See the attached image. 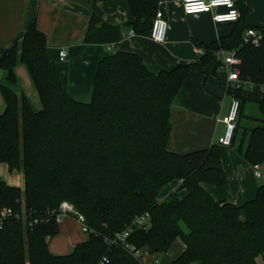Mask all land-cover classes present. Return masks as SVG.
Instances as JSON below:
<instances>
[{
    "label": "trees",
    "instance_id": "1",
    "mask_svg": "<svg viewBox=\"0 0 264 264\" xmlns=\"http://www.w3.org/2000/svg\"><path fill=\"white\" fill-rule=\"evenodd\" d=\"M234 1V27L209 42L193 40L202 50L193 61L153 72L132 51L102 57L88 102L63 88L45 34L31 19L0 56V162L24 173L23 188L0 177V264H100L103 258L102 264H140L117 237L128 226L124 240L139 250L164 253L180 238L185 247L172 264H264V177L250 200H216L203 183L227 181L218 143L182 153L166 147L174 96L188 72L203 71L218 50L234 49L240 79L264 85V25L247 23L249 7ZM128 3L134 17L128 25L145 34L158 0ZM248 27L262 32L259 45L243 42ZM121 38L119 25L90 15L85 42ZM18 63L35 88L37 109L19 87ZM243 88L226 87L239 101L230 145L249 164L264 165V90L254 102L256 115L242 109ZM173 181L178 184L171 189ZM164 190L168 199L160 197ZM61 201L83 215L88 231L68 253L54 254L48 239L58 223L48 212ZM144 213L147 226L132 224Z\"/></svg>",
    "mask_w": 264,
    "mask_h": 264
},
{
    "label": "crops",
    "instance_id": "2",
    "mask_svg": "<svg viewBox=\"0 0 264 264\" xmlns=\"http://www.w3.org/2000/svg\"><path fill=\"white\" fill-rule=\"evenodd\" d=\"M249 7L245 21L252 25H264V0H240ZM157 9L168 22L163 41L153 40L148 32H130L128 23L134 17L128 0H0V56L17 39L35 17L37 27L46 38L47 53L55 63L63 88L75 99L88 102L91 99L92 82L98 61L116 50L132 51L140 55L146 67L157 72L169 69L179 62L198 58L199 52L193 40L209 42L228 34L235 21H215L213 14L226 10L219 6L210 12L187 14L179 0H158ZM101 22L120 26L122 38L118 42H85L84 36L90 15ZM100 23L97 22L96 26ZM64 48L66 57L58 59V50ZM217 58L207 64L203 71L191 70L184 78L171 104V129L166 147L174 152H187L217 143L222 132L231 94L226 91V72L218 68ZM14 71L19 87L34 106L39 99L25 66L18 63ZM2 72L0 71V78ZM264 85L247 84L242 90L247 101L242 109L252 113ZM249 104V109H247ZM255 106V105H254ZM4 100L0 93V112ZM253 114V113H252ZM220 161L218 167L227 176L222 185L203 183L205 189L216 199L235 204L254 198L263 177L254 175L249 164L233 146L218 143ZM264 174V165H260ZM0 177L11 185L24 186L21 168L9 170L6 162H0ZM171 183V189L177 186ZM164 190L160 197L168 199ZM184 193V190L180 191ZM58 232L48 239V249L54 254L68 253L77 242L86 239L80 223L72 215L60 216ZM185 245L175 238L163 254L140 249V264H172Z\"/></svg>",
    "mask_w": 264,
    "mask_h": 264
},
{
    "label": "built area",
    "instance_id": "3",
    "mask_svg": "<svg viewBox=\"0 0 264 264\" xmlns=\"http://www.w3.org/2000/svg\"><path fill=\"white\" fill-rule=\"evenodd\" d=\"M183 11L187 14L199 13V12H210L213 8L224 6L226 7L225 11L218 12L213 14V19L215 21H234L239 17V10L235 6L234 0H179ZM168 28V22L163 15V12L160 9H157L155 14L152 17L151 27L149 29V36L156 41H163L166 37ZM132 32V29L130 30ZM262 37V32L260 29L254 27H248L243 33V42L250 43L253 45H259ZM201 48L198 47L197 52H201ZM66 50L60 48L58 50V59L62 60L66 57ZM219 61L218 68L226 72L227 86L231 89L238 88L250 84L247 80H241L239 77L238 62L239 59L235 54V50H218ZM239 111V101L237 98L233 97L230 99L226 117L223 119V129L220 135L217 137V143L223 145H229L231 143L237 117ZM254 175L257 177H263L264 174L261 171L259 164L252 165ZM10 212V209H5L4 214ZM49 215H53L55 220L58 221L62 215H72L80 223L81 230L84 232L88 231V227L85 224L84 217L82 214L78 213L74 208L73 204L68 201H61L60 204L55 208L51 209L48 212ZM148 214L144 213L139 216H136L132 220L134 225H142L143 227L147 226L149 223ZM37 219H34L36 222ZM130 227L123 230L117 234V237L124 243V247L131 251L134 255L138 256L139 249L134 245L125 242V237L128 234ZM117 239V238H116ZM103 261H106V258H103L100 261L102 264ZM153 264H157L154 262Z\"/></svg>",
    "mask_w": 264,
    "mask_h": 264
},
{
    "label": "rangeland",
    "instance_id": "4",
    "mask_svg": "<svg viewBox=\"0 0 264 264\" xmlns=\"http://www.w3.org/2000/svg\"><path fill=\"white\" fill-rule=\"evenodd\" d=\"M32 103V102H31ZM32 106L35 108V109H37V108H39L40 107V104H38L37 106H34L33 105V103H32ZM253 106V108H252V113L253 114H258V110H257V108H256V106H254V104L252 105ZM247 109H249V104H247ZM140 252V251H139ZM158 254H163V253H158ZM159 264V263H158Z\"/></svg>",
    "mask_w": 264,
    "mask_h": 264
}]
</instances>
